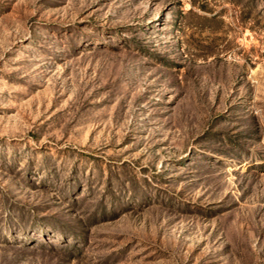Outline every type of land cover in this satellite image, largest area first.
Wrapping results in <instances>:
<instances>
[{
  "label": "rangeland",
  "instance_id": "obj_1",
  "mask_svg": "<svg viewBox=\"0 0 264 264\" xmlns=\"http://www.w3.org/2000/svg\"><path fill=\"white\" fill-rule=\"evenodd\" d=\"M0 264H264V0H0Z\"/></svg>",
  "mask_w": 264,
  "mask_h": 264
}]
</instances>
